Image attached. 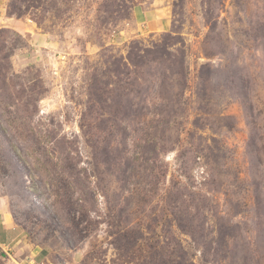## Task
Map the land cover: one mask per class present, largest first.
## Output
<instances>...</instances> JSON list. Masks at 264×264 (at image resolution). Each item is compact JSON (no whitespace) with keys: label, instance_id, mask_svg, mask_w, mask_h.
<instances>
[{"label":"rangeland","instance_id":"rangeland-1","mask_svg":"<svg viewBox=\"0 0 264 264\" xmlns=\"http://www.w3.org/2000/svg\"><path fill=\"white\" fill-rule=\"evenodd\" d=\"M5 215L0 264H264V0H0Z\"/></svg>","mask_w":264,"mask_h":264},{"label":"crops","instance_id":"crops-1","mask_svg":"<svg viewBox=\"0 0 264 264\" xmlns=\"http://www.w3.org/2000/svg\"><path fill=\"white\" fill-rule=\"evenodd\" d=\"M164 12L157 13L155 11L151 10H144L142 15V22L144 23V27L148 32H156L161 31L163 29L168 28V19ZM5 222L0 220V245H4L5 247L8 244V236H11L15 234L11 229V226L9 223H12L10 220V217L5 215ZM15 229V228H13ZM14 240V239H13Z\"/></svg>","mask_w":264,"mask_h":264}]
</instances>
